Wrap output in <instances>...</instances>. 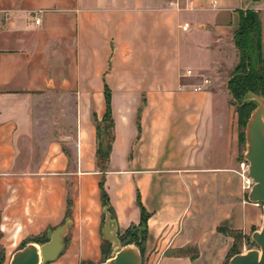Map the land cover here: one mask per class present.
<instances>
[{
	"label": "crops",
	"instance_id": "1",
	"mask_svg": "<svg viewBox=\"0 0 264 264\" xmlns=\"http://www.w3.org/2000/svg\"><path fill=\"white\" fill-rule=\"evenodd\" d=\"M186 6L0 0L6 256L57 234L60 249L46 264L105 263L114 256L107 238L140 226L138 199L149 215L138 246L143 264H227L247 250L262 227L263 206L245 188L239 119L205 78L223 47L237 51L240 11L260 13L264 53V3ZM108 94L114 140L101 169L97 127L104 126Z\"/></svg>",
	"mask_w": 264,
	"mask_h": 264
},
{
	"label": "water",
	"instance_id": "2",
	"mask_svg": "<svg viewBox=\"0 0 264 264\" xmlns=\"http://www.w3.org/2000/svg\"><path fill=\"white\" fill-rule=\"evenodd\" d=\"M248 101H255L258 104L252 113L246 126V152L244 160L249 165L248 175L253 181L249 192V200L263 206L264 212V97L251 93ZM110 219H107V228ZM114 245V256L102 264H142L143 258L136 245L122 246L117 234L107 238ZM252 241L257 249L234 255L229 264H264V218L262 227L252 235ZM60 249L59 235L51 237L49 243L37 247L35 244H28L16 251L10 260V264H46L52 260L51 251Z\"/></svg>",
	"mask_w": 264,
	"mask_h": 264
},
{
	"label": "trees",
	"instance_id": "3",
	"mask_svg": "<svg viewBox=\"0 0 264 264\" xmlns=\"http://www.w3.org/2000/svg\"><path fill=\"white\" fill-rule=\"evenodd\" d=\"M234 45L239 53V62L235 68L234 77L230 81L231 95L236 100H241L247 92L257 93L264 91V53L262 41V22L260 13L253 9L240 11V25L234 35ZM234 87L232 88L231 86ZM260 96V95H259ZM108 109L101 127L98 124V150L97 161L101 169H105L109 161L111 144L114 140L112 133L113 119L110 109V97L107 95ZM239 118V122H240ZM102 131L108 132V139H103ZM104 200L107 202V196L103 193ZM138 204L142 211V221L140 226L132 227L124 236H120L123 244L128 245L136 243L141 246L146 237L145 225L149 215L142 207L139 199ZM3 249L0 248L2 260H4ZM235 253L230 256L232 257Z\"/></svg>",
	"mask_w": 264,
	"mask_h": 264
},
{
	"label": "rangeland",
	"instance_id": "4",
	"mask_svg": "<svg viewBox=\"0 0 264 264\" xmlns=\"http://www.w3.org/2000/svg\"><path fill=\"white\" fill-rule=\"evenodd\" d=\"M262 1L264 3V0ZM179 7L184 8L185 6H179ZM182 17L184 19L185 18L190 19L193 17V13L184 12L182 14ZM179 38H180V42L182 45V50H184L185 49L184 48L185 47V36L180 35ZM223 49H224L223 52H221V54L218 55L217 59H214L213 57V61L211 62L210 64L211 66L209 68V76L205 79L210 82L211 90L216 91L217 93L226 97L230 106L233 107L235 116L238 119L240 118L241 120L240 128H241V136H242V153L244 157V154L246 152V138H245L246 126H247V123L252 113L258 107V104L255 101H248V98H249L248 95L251 94L252 92H247L241 100L239 99L236 100L231 95V88L229 87V85H230V81L234 77L235 68L239 62V53L238 51H235L232 47L225 46L223 47ZM211 55L212 54H210V59L212 60ZM214 55L215 54H213V56ZM184 56H185V51H184ZM187 64L189 65V62L187 61L186 56H185L184 60H182L181 66L186 67ZM231 87L233 88L234 85ZM257 95L264 97V91L257 93ZM109 133L110 131L108 132L102 131L103 139L105 141L108 139ZM121 244L122 246H126L125 244H123L122 241H121ZM131 245H136V243H132ZM255 249H257V245L252 241V239H250L249 242L247 241V250H243L241 253H245V252H248L250 250H255ZM3 256H4V260H2L3 257H2V254L0 253V264H10V258L12 257V254H8L6 256V254L3 253Z\"/></svg>",
	"mask_w": 264,
	"mask_h": 264
},
{
	"label": "built area",
	"instance_id": "5",
	"mask_svg": "<svg viewBox=\"0 0 264 264\" xmlns=\"http://www.w3.org/2000/svg\"><path fill=\"white\" fill-rule=\"evenodd\" d=\"M195 0H187V6L186 8L189 9V8H192L193 4H194ZM212 7L214 9H216L218 7V3L217 1H213L212 2ZM37 23H39V21H37ZM190 28V24L189 23H185L183 26H182V29L183 31H188ZM208 83V82H207ZM241 170H242V176L245 178L246 177V185H245V188L247 190H250L253 186V181L249 178V175H248V171H249V165L246 161H243L241 163Z\"/></svg>",
	"mask_w": 264,
	"mask_h": 264
}]
</instances>
